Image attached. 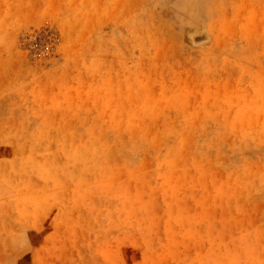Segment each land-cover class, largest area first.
<instances>
[{
  "label": "rangeland",
  "instance_id": "374dc122",
  "mask_svg": "<svg viewBox=\"0 0 264 264\" xmlns=\"http://www.w3.org/2000/svg\"><path fill=\"white\" fill-rule=\"evenodd\" d=\"M0 264H264V0H0Z\"/></svg>",
  "mask_w": 264,
  "mask_h": 264
}]
</instances>
